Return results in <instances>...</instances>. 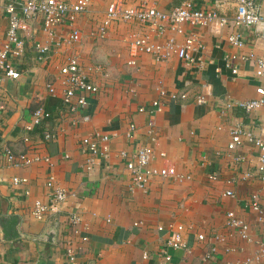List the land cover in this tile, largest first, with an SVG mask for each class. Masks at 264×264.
<instances>
[{"label": "crops", "instance_id": "1", "mask_svg": "<svg viewBox=\"0 0 264 264\" xmlns=\"http://www.w3.org/2000/svg\"><path fill=\"white\" fill-rule=\"evenodd\" d=\"M6 1L9 0H0V43L7 26L3 9ZM10 1L16 5L23 2ZM178 1L158 0L155 6L167 9ZM254 1L264 15V0ZM107 2L89 0L87 11L75 18L81 38L70 44L66 42L69 28L65 25L53 27L48 35L37 18L19 21L25 46L13 60V66L20 75L17 79L0 80V215L19 217L20 237L0 240V264H63L64 244L72 238L78 264H226L244 258H251L252 264H264V257L255 256L253 243H246L235 234L229 236L225 226V214L231 212L247 223L251 238L258 236L254 215L245 206V200L254 194L264 206V183L252 175L244 176L255 167L256 149L245 141L232 150H227L226 144L229 130L236 124L264 139V102L250 114L243 112L238 104L256 96L259 81L252 74L251 62H239L238 72L232 74L223 60L231 53L263 54L264 21L251 26L231 23L221 26L215 21L200 27L185 25L184 34L192 33L203 43L201 69L186 66L174 54L165 60L140 54L133 64L126 63L127 57L116 75L108 57L104 58L103 66L94 61L100 47L91 43L93 39L99 40L92 35L98 22L93 24L92 20L98 12L103 15ZM193 3L227 17L235 7L234 0H193ZM123 23L130 28L129 36L143 33L149 40L162 44L173 35L164 31L156 36L150 27ZM108 29L107 42L114 43L117 37L120 40L121 29L116 31L115 21ZM232 32L244 42L239 49L225 41ZM173 37L174 46H178L183 35ZM37 45L46 47L40 58ZM69 55L92 68L90 77L97 87L95 93L86 94V105L75 114L86 115L87 120L75 123H72L74 114L60 103V87L56 84L54 94L46 89ZM201 87L206 101L195 104L193 98ZM158 90H163L165 96L160 111L153 116V132L156 147L166 154L163 163L169 175L154 176L144 189H139L130 186L129 173L116 153L149 141L144 127L148 115L137 109L155 99ZM170 93L184 96L170 99ZM226 103L231 106L226 107ZM36 107L45 109L49 116L26 131L24 126ZM129 122L137 126L131 143L124 136ZM44 129L53 131L54 137L43 140ZM94 132L116 135L109 142L107 155H97L88 164L78 142L82 136ZM25 134L27 141L22 140ZM5 147L14 152L36 151L49 156V163L6 165ZM158 161L156 157L154 163ZM13 177L25 181L14 184ZM56 187L67 192L65 203L56 211H48L43 219L33 218L32 201L48 203L49 193ZM224 190H230L232 195L223 196ZM71 211L81 218L84 228L81 234L87 236L83 242L70 230L67 218ZM53 223V240L42 239ZM174 231L181 234L187 249H167L170 259L164 260L161 251L165 250V239ZM199 233L204 235L202 240L196 238ZM216 235L224 240L214 244ZM213 245L216 250L211 252ZM207 252L211 255L204 258Z\"/></svg>", "mask_w": 264, "mask_h": 264}, {"label": "built area", "instance_id": "2", "mask_svg": "<svg viewBox=\"0 0 264 264\" xmlns=\"http://www.w3.org/2000/svg\"><path fill=\"white\" fill-rule=\"evenodd\" d=\"M123 4V0H108L106 3L102 18L96 23L92 35L97 39L106 37L110 24L114 21L119 22H136L143 27H150L156 36H160L164 31H170L173 35L163 44L159 41H151L143 33L132 34L128 42V59L127 64H133L135 57L140 54H148L156 59L165 60L171 54L180 58L186 66L193 65L197 69L203 67L202 50L203 43L199 37L192 33L184 34V26L200 27L215 21L219 25L231 23L232 26H251L264 21V15L260 12L257 3L254 0H234L235 7L230 17L217 15L213 10L198 8L194 6L193 0H179L173 6L167 9H160L155 6L158 0H135ZM89 0H23L19 5L14 1H6L3 9L7 17V26L3 39L0 43V80L17 79L19 72L13 66V60L18 58L24 51V38L19 32V21L22 19L30 20L37 18L41 23V28L48 35H51L52 28L55 26H66L69 28L66 42H78L81 33L75 25V18L88 9ZM183 35V38L174 46V35ZM228 46L239 49L244 44L242 38L237 33H230L225 38ZM38 58L44 54L45 46H36ZM196 53V55H195ZM224 66L232 74L239 70V62L249 61L252 63L251 71L253 76L259 81L255 86L256 96L240 102L238 106L245 114H250L258 109L264 102V53L246 54L231 53L224 57ZM99 69V65H95ZM91 67L82 65L75 56L69 55L62 64L59 65L57 74L46 84L49 94H54L56 84L60 87L61 105L71 114H74L72 123L76 121H86L87 116H76L75 114L86 105V94H93L97 91L96 85L90 77ZM197 93L193 102L202 104L206 101L205 90L202 89ZM165 93L158 90V96L146 105L138 107V112H145L148 117L144 122L147 138L149 141L142 145L131 147L130 149H121L117 151L116 156L122 163L125 170L129 173V182L131 187L144 189L154 176L165 177L169 175L167 167L163 160L166 154L163 150L156 147L153 116L160 111L161 102ZM183 97L184 94L170 93V99ZM231 106L226 103V107ZM49 116V113L42 107H36L32 111L30 122L24 126L26 131L32 130L33 126L39 124L42 118ZM264 124V120H263ZM137 126L134 122H129L124 131V136L131 143L135 137ZM43 140H50L54 137V132L44 129L41 132ZM115 133L94 132L82 136L78 142V149L86 156L85 162L92 164L94 157L97 155H107L109 151V142L115 136ZM23 141L28 140V135L22 136ZM242 141L248 142L256 149V164L252 172L244 173V176H254L264 183V139L254 136L248 131H244L238 124L233 125L229 130V140L227 141V150H232ZM4 162L6 165L15 167H25L32 163H49V156L40 155L33 150H24L14 152L8 147L3 149ZM66 156V155H65ZM157 157L158 164H155ZM178 177V176H176ZM24 178H12V182H24ZM222 195L231 196L230 190H224ZM68 198L67 192L63 188H52L48 203L40 200H33L30 208V215L35 219H43L48 211H56L60 205L64 204ZM245 206L254 215L258 229L257 238H251L248 234V225L240 217L231 212L225 214V226L229 230L228 235L235 234L238 238L246 243L255 245V256L264 257V206L260 204L256 195L251 194L245 200ZM68 223L70 230L76 238L83 242L87 239L86 235L81 233L84 228L81 226V218L78 213L71 211L68 213ZM198 240H202L204 235L196 234ZM214 244L217 241L224 240L223 236L216 235ZM75 239H68L63 247V264H78L77 250L74 247ZM232 248V246H230ZM165 250L161 251L162 258L169 260L170 255L167 249H187L178 232H170L165 239ZM226 248L225 250H227ZM216 250L215 245L210 251ZM211 253L207 252L204 258L210 257ZM145 257V255H143ZM226 264H252L251 258H244L239 261H228Z\"/></svg>", "mask_w": 264, "mask_h": 264}, {"label": "rangeland", "instance_id": "3", "mask_svg": "<svg viewBox=\"0 0 264 264\" xmlns=\"http://www.w3.org/2000/svg\"><path fill=\"white\" fill-rule=\"evenodd\" d=\"M99 6H103V5L99 4ZM101 16L102 14L98 12L95 18H93L92 20L93 24L98 22ZM91 25L92 24L89 23V26ZM115 25H116V31L117 29L118 30L121 29L120 40L117 37L114 38L115 39L114 43L113 42L109 43L107 42L108 37H105L99 40L93 39L91 43H93V45L100 47V49H98L95 52L94 61L98 62L100 65L103 66V63H105L104 58L108 57L109 61L112 62L111 68L114 71V73L117 75L119 74L118 70L123 68V66L125 65V60L128 57L127 48L131 36H129L127 33L128 29L130 28H128L125 23L115 21ZM108 46H112V47H108ZM86 55H90V52H86ZM98 63L97 64L95 63V65H99Z\"/></svg>", "mask_w": 264, "mask_h": 264}, {"label": "water", "instance_id": "4", "mask_svg": "<svg viewBox=\"0 0 264 264\" xmlns=\"http://www.w3.org/2000/svg\"><path fill=\"white\" fill-rule=\"evenodd\" d=\"M19 217L15 214H2L0 215V240L10 241L20 237L17 225ZM55 223H53L47 230H45L42 239L52 241L54 235Z\"/></svg>", "mask_w": 264, "mask_h": 264}]
</instances>
